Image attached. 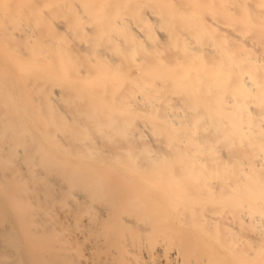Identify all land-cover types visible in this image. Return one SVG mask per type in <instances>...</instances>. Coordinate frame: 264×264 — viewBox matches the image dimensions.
<instances>
[{"label":"bare ground","instance_id":"obj_1","mask_svg":"<svg viewBox=\"0 0 264 264\" xmlns=\"http://www.w3.org/2000/svg\"><path fill=\"white\" fill-rule=\"evenodd\" d=\"M0 264H264V0H0Z\"/></svg>","mask_w":264,"mask_h":264}]
</instances>
